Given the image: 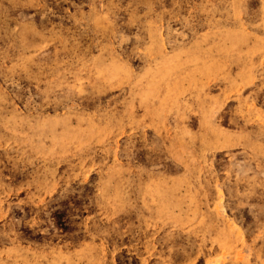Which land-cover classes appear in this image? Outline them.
I'll list each match as a JSON object with an SVG mask.
<instances>
[{
    "label": "rangeland",
    "instance_id": "374dc122",
    "mask_svg": "<svg viewBox=\"0 0 264 264\" xmlns=\"http://www.w3.org/2000/svg\"><path fill=\"white\" fill-rule=\"evenodd\" d=\"M0 264H264V0H0Z\"/></svg>",
    "mask_w": 264,
    "mask_h": 264
}]
</instances>
